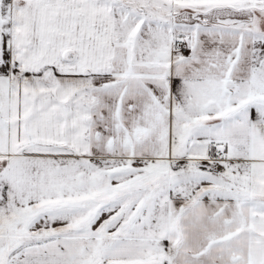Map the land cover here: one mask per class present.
Listing matches in <instances>:
<instances>
[{"label":"snow or ice","instance_id":"obj_1","mask_svg":"<svg viewBox=\"0 0 264 264\" xmlns=\"http://www.w3.org/2000/svg\"><path fill=\"white\" fill-rule=\"evenodd\" d=\"M0 264H264V0H0Z\"/></svg>","mask_w":264,"mask_h":264}]
</instances>
